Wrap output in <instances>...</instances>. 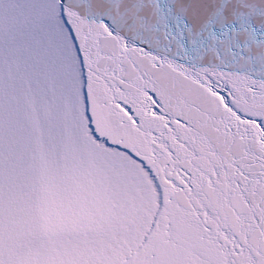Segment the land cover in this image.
<instances>
[{
    "label": "snow or ice",
    "instance_id": "obj_1",
    "mask_svg": "<svg viewBox=\"0 0 264 264\" xmlns=\"http://www.w3.org/2000/svg\"><path fill=\"white\" fill-rule=\"evenodd\" d=\"M0 264H264V0H0Z\"/></svg>",
    "mask_w": 264,
    "mask_h": 264
}]
</instances>
